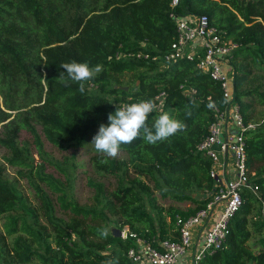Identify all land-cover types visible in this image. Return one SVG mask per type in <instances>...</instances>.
<instances>
[{
    "label": "trees",
    "instance_id": "trees-1",
    "mask_svg": "<svg viewBox=\"0 0 264 264\" xmlns=\"http://www.w3.org/2000/svg\"><path fill=\"white\" fill-rule=\"evenodd\" d=\"M171 2L0 0V147L8 151L5 162L19 167L40 198L39 205L34 203L6 178L0 161L4 217L0 264H29L35 259L43 264H135L127 255L134 241L114 236L108 230L111 221L129 224L139 233L148 229L143 233L147 237H164L169 232L167 215L174 223L178 212L191 214L208 201L206 188L214 183L211 159L197 150V144L215 116L210 102L223 107L225 97L220 82L202 72L195 60H166L164 55L178 35ZM175 10L181 15L207 14L226 37L239 42L231 61L233 101L246 120L260 122L245 136L248 169L259 194L245 187L225 247L207 253L199 264H264V236L258 250L249 241L252 234L264 231L260 198H264V121L257 118V106H264V1L180 0ZM138 50L161 57L118 56ZM71 61L103 65L104 70L86 82L83 94L77 83L66 85L58 78L64 71L60 65ZM181 84L195 87V96H187ZM162 91L165 103L149 116V126L168 113L185 122L187 130L155 146L136 139L121 146L126 156L100 164L105 157L91 142L100 124H108V114L124 101L153 99ZM24 130L29 139L22 137ZM44 137L62 150L90 146L92 170L97 176L113 177L114 187L90 176L96 198L80 203L74 188L75 153L71 162L58 160L46 149ZM48 166L59 168L65 178L48 171ZM46 186L57 194L59 208L68 217L56 213ZM155 189L164 196L191 200L193 206L164 208L155 199Z\"/></svg>",
    "mask_w": 264,
    "mask_h": 264
},
{
    "label": "built area",
    "instance_id": "built-area-1",
    "mask_svg": "<svg viewBox=\"0 0 264 264\" xmlns=\"http://www.w3.org/2000/svg\"><path fill=\"white\" fill-rule=\"evenodd\" d=\"M179 2H171V16L177 25L178 35L164 56L171 61L183 57L195 60L202 72L220 82L225 97L223 107L210 102L215 116L208 133L197 144V150L211 159L210 175L214 183L206 188L205 194L209 199L204 206L191 214H176L172 236L151 238L133 230L129 224L120 225L121 238H131L135 243L127 251L135 264H199L207 253L225 247L230 220L244 202L245 187L259 194V187L252 183V173L248 169L245 136L260 122L246 120L239 103L233 101L234 70L231 61L239 42L226 37L207 14H178L175 8ZM126 55L146 60L161 57L146 50L118 54ZM181 88L189 97L197 92L193 86L181 84ZM165 94L162 91L151 99L157 104V109L163 108ZM139 101H124L121 106ZM260 198L264 208V198ZM189 247L194 251L187 259Z\"/></svg>",
    "mask_w": 264,
    "mask_h": 264
},
{
    "label": "clouds",
    "instance_id": "clouds-1",
    "mask_svg": "<svg viewBox=\"0 0 264 264\" xmlns=\"http://www.w3.org/2000/svg\"><path fill=\"white\" fill-rule=\"evenodd\" d=\"M60 67L64 71L58 78L66 85L69 81L77 83L81 94L85 92L86 82L92 81L104 70L103 65L90 66L88 62L77 61L63 63ZM185 109L191 115L189 105ZM155 111L157 104L151 99L116 106L115 112L108 114V124H100L98 132L92 138L91 144L95 151L105 157L99 163L105 165L109 162L108 158L115 159L120 154L122 145L132 144L136 139H143L147 144L155 146L187 130L185 122L171 117L168 113L159 115L149 126V116ZM103 235H108L107 230ZM107 264L116 262L108 261Z\"/></svg>",
    "mask_w": 264,
    "mask_h": 264
},
{
    "label": "rangeland",
    "instance_id": "rangeland-1",
    "mask_svg": "<svg viewBox=\"0 0 264 264\" xmlns=\"http://www.w3.org/2000/svg\"><path fill=\"white\" fill-rule=\"evenodd\" d=\"M255 74L258 75L259 73L256 72ZM129 75L130 74H127L126 78H128ZM252 82L253 83L257 82V79L253 80ZM257 109H258L257 118L258 119L264 118V106L258 105ZM22 137L26 138V139L30 138L28 132L25 130L22 132ZM44 139H45L46 149L51 153V155H53L55 158H57L60 161H66L67 159H69V161L71 162V159L73 156L72 154L75 153L74 160H75V164L77 165V167L75 168L76 179H75L74 188H75V197L78 199V201L80 203H82V204L92 203V202H94V200L96 198L95 197V193H96L95 188H94V186H91L89 184V177L90 176L94 177L97 180L107 181L106 183L108 186H110L111 188L114 187L116 180L113 177L97 176L94 173V171L92 170V164H91L90 158H91V155L93 154V150L90 146L77 147V148H70L67 150H64V149L62 150V149L58 148L57 146L53 145L45 137H44ZM7 154H8L7 149L4 147H0V161L5 166V177L8 178L10 181L15 182L17 184V186L30 198V200H32L34 203L39 205L40 198L37 196L36 190L29 183L27 177H23L19 174V172H18L19 167L18 166H13V165L5 162L4 156ZM119 156L124 157V156H126V154H124V152L123 153L120 152ZM70 162H69V164H70ZM47 170L50 172H53L55 175L60 176L63 179L65 178L64 175L62 174V171L55 166H48ZM46 189H48L51 196L53 197V200H54L55 205H56V213L58 215H63L65 217H68V214L63 213L62 210L59 208V204L57 202V194L51 192V190L47 186H46ZM177 192H178V194L191 193V191H184V192L177 191ZM154 194H155V199L157 200V202L161 206H163L164 208H168L170 205L180 207V209H187L188 207L193 206V205H191V204H193L191 202V200L180 199V198L175 199L171 195L164 196L161 194V192L158 189L154 190ZM195 195L200 197L201 193H195ZM258 206H259V204H256V210H257ZM149 209H150L151 214L153 216H155L154 209L150 206H149ZM45 217L46 216L42 210L41 219L43 222L44 221L46 222ZM166 218H167V222L169 223V225H168L169 232L166 236V237H168V236H172L174 234L175 224L171 223L169 215H167ZM3 222H4V217L2 215H0V232L3 231ZM146 231L148 232V229L143 230L142 233H144L146 235V233H145ZM263 236H264V231L261 233L252 234V236L250 237L249 241L254 245L256 250H258V248L261 247V243L259 240ZM54 244H55V242H54ZM56 248H58V247L56 246ZM193 251H194V248L189 247L188 252H187L188 256H186L185 258L188 259L190 256L189 254L193 253ZM29 264H43V262L39 259H35L34 261H32Z\"/></svg>",
    "mask_w": 264,
    "mask_h": 264
},
{
    "label": "water",
    "instance_id": "water-1",
    "mask_svg": "<svg viewBox=\"0 0 264 264\" xmlns=\"http://www.w3.org/2000/svg\"><path fill=\"white\" fill-rule=\"evenodd\" d=\"M125 88H128V86H124ZM108 230L114 235V236H117V237H121L122 235V229L119 225H117L116 223L114 222H110V225L108 227Z\"/></svg>",
    "mask_w": 264,
    "mask_h": 264
}]
</instances>
